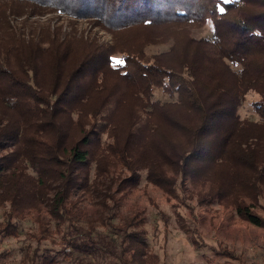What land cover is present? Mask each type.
Segmentation results:
<instances>
[{
    "label": "trees",
    "instance_id": "trees-1",
    "mask_svg": "<svg viewBox=\"0 0 264 264\" xmlns=\"http://www.w3.org/2000/svg\"><path fill=\"white\" fill-rule=\"evenodd\" d=\"M52 11L95 19L113 40L36 33L13 18ZM249 91L258 119L239 114ZM110 156L129 171L117 192L143 172L176 196L190 179L209 184L199 204L232 206L264 227L254 210L264 189V0H0V232L17 235L15 220L48 200L50 221L33 236L58 233L70 264H157L138 216L105 231L72 217L69 199ZM27 260L56 264L57 254L35 246Z\"/></svg>",
    "mask_w": 264,
    "mask_h": 264
},
{
    "label": "rangeland",
    "instance_id": "rangeland-1",
    "mask_svg": "<svg viewBox=\"0 0 264 264\" xmlns=\"http://www.w3.org/2000/svg\"><path fill=\"white\" fill-rule=\"evenodd\" d=\"M34 15H16L13 18L25 26V30L36 33L50 26L52 30L61 28L73 31L77 36L95 37L100 42L111 43L113 40L112 34L92 18L57 11ZM210 28L208 24L194 29L193 33L196 36L207 35ZM161 48L153 47L154 50ZM117 58L120 59V55ZM155 97L168 98L160 88L156 90ZM258 98L255 91L247 93L239 109L241 117L259 118L252 106ZM103 139L106 140L105 134ZM108 162L105 167L104 164L101 166L105 169L100 171L93 161L85 186L77 188L69 199L72 217L79 225H93L97 230L105 231L107 221L119 223L125 218L138 216L143 219L142 227L151 251L157 256V264H264V227L241 219L232 206L219 202L199 204L198 192L207 189L209 184H196L187 179L184 191L176 196L149 182L143 172L138 186L117 192L119 182L129 171L114 156L108 157ZM54 191L52 189L50 195ZM260 202L254 210L264 217V189ZM48 209V200H44L17 218L18 233L15 236L0 232V264H29L30 260L23 262L22 259L35 246L41 252L57 254L56 264H70V257L63 253L65 242L58 233L45 234L41 243L33 236L41 230L40 219L46 223L50 221ZM4 211L5 207L0 206V221L4 220ZM222 248L234 256L222 254Z\"/></svg>",
    "mask_w": 264,
    "mask_h": 264
}]
</instances>
